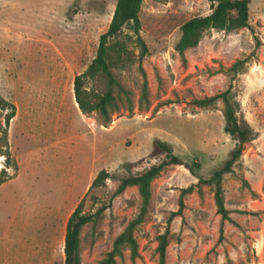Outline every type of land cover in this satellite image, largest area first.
<instances>
[{
    "label": "rangeland",
    "instance_id": "1",
    "mask_svg": "<svg viewBox=\"0 0 264 264\" xmlns=\"http://www.w3.org/2000/svg\"><path fill=\"white\" fill-rule=\"evenodd\" d=\"M117 0H0V264H61L67 223L83 201L95 220L81 231V264H98L142 212L138 188L115 195L124 178L166 160L171 147L209 180L237 142L225 131L224 104L195 102L225 92L240 104L238 118L254 131L235 174L224 181L230 219L221 237L214 188L185 166H170L152 182V198L134 231L138 257L128 247L115 264H158L160 237L170 230L166 264H264V0H250L252 30L207 31L182 58L175 50L181 27L213 12L209 0H144L142 47L131 27L110 44L128 50L113 74L116 107L105 122L84 115L74 80L95 59ZM244 61L239 73L232 67ZM147 82V93H144ZM85 87L103 94L102 74ZM6 152L10 154L6 161ZM110 179L89 192L101 171ZM244 178L247 183H244ZM185 203L182 216L172 217Z\"/></svg>",
    "mask_w": 264,
    "mask_h": 264
},
{
    "label": "trees",
    "instance_id": "2",
    "mask_svg": "<svg viewBox=\"0 0 264 264\" xmlns=\"http://www.w3.org/2000/svg\"><path fill=\"white\" fill-rule=\"evenodd\" d=\"M143 1L144 0H117L109 29L100 38L95 59L83 74L75 78V100L80 111L84 115L99 112L104 121L109 122L111 120V111L116 107L117 99L114 93L115 88L125 93L122 86L116 80L113 70L124 64L128 50L125 45L120 42L110 44L112 39L117 38L126 27L130 26L141 44V58L148 53V48L140 36L141 22L139 15ZM209 2L215 5L210 15L193 18L181 27L182 35L175 50L182 58L185 57L188 51L199 46L203 35L207 31L218 30L226 33H237L242 30H252L250 24V0H209ZM243 64L244 61L237 62L232 67L231 71L235 74L239 73ZM100 74L104 75L107 80V89L103 94H98L85 87L87 81L95 79ZM232 87L231 84L225 92L195 102L196 105L201 108L213 106L217 102H222L224 104V117L226 120L225 131L237 142L235 149L231 152L230 158L225 162L224 166L216 170L209 180H205L200 178L196 173V169L200 167L198 163H195L193 167L188 166V164L174 154L169 145L158 142V147L167 155L166 160L153 165L141 175L122 179L115 193V195H122L128 188H138L143 201L142 212L139 218L131 222L126 230L117 237L114 242L113 250L98 264H115L116 257L122 255V249L124 247L130 249L133 259L138 257V244L134 238V231L142 222L147 212L152 198V182L160 177L164 170L170 166H185L196 178H198L197 185L182 190V198L192 194L195 189L198 190L200 195H203L202 186H212L214 188L215 204L217 212L221 216L220 232L221 237H223L225 223L230 219V211L227 209L225 200L224 181L226 176L236 173L235 167L243 158L245 145L254 138V131L252 128L247 123H241L238 118L240 104L235 101L232 94ZM144 93H147V82L145 83ZM7 107L11 108V113L6 117V123L9 125L10 121L15 117V108L7 102L0 100V108L7 109ZM5 155L6 161L9 162V152H6ZM108 179H110V174L105 170L101 171L91 184L89 192L95 188L105 186ZM243 179L244 178H242V180ZM243 181L247 183L245 179ZM6 182V179H0V187ZM83 203L82 201L78 205L67 223L64 248L65 264H81V231L86 225L93 222L102 211L99 210L96 214H86L83 211ZM184 209L185 203L181 199L180 210L178 213L173 214L172 217L182 216ZM169 237V229L160 237L158 264L167 263V249L170 243Z\"/></svg>",
    "mask_w": 264,
    "mask_h": 264
},
{
    "label": "crops",
    "instance_id": "3",
    "mask_svg": "<svg viewBox=\"0 0 264 264\" xmlns=\"http://www.w3.org/2000/svg\"><path fill=\"white\" fill-rule=\"evenodd\" d=\"M64 248H65V246H64ZM61 264H65V258H63Z\"/></svg>",
    "mask_w": 264,
    "mask_h": 264
}]
</instances>
